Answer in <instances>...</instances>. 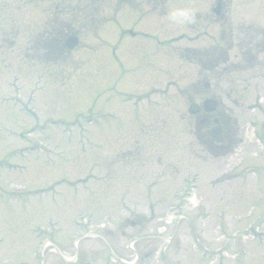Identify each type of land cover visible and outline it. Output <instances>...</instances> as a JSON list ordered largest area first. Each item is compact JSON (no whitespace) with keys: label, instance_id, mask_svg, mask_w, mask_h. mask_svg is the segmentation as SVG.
<instances>
[{"label":"rangeland","instance_id":"374dc122","mask_svg":"<svg viewBox=\"0 0 264 264\" xmlns=\"http://www.w3.org/2000/svg\"><path fill=\"white\" fill-rule=\"evenodd\" d=\"M115 2L0 0V264H264V0Z\"/></svg>","mask_w":264,"mask_h":264},{"label":"clouds","instance_id":"9594fccd","mask_svg":"<svg viewBox=\"0 0 264 264\" xmlns=\"http://www.w3.org/2000/svg\"><path fill=\"white\" fill-rule=\"evenodd\" d=\"M207 6L188 2V0H169L168 10L164 19L175 26H183L193 23L196 14L203 11Z\"/></svg>","mask_w":264,"mask_h":264},{"label":"water","instance_id":"95a60500","mask_svg":"<svg viewBox=\"0 0 264 264\" xmlns=\"http://www.w3.org/2000/svg\"><path fill=\"white\" fill-rule=\"evenodd\" d=\"M214 12L216 14H219L220 4H218L216 6V8L214 9ZM77 43H78V38L76 36H73V35L68 36L64 41V45L68 49H73L77 45ZM216 106H217V101H215L213 99H207L203 103V108L206 112H211V111L215 110ZM199 110H200L199 107L194 106L193 109L190 110V112L195 113ZM206 133L216 144H220V143L225 142V138L222 135L223 128L221 125H217L215 127H212L211 129L207 130Z\"/></svg>","mask_w":264,"mask_h":264},{"label":"trees","instance_id":"16d2710c","mask_svg":"<svg viewBox=\"0 0 264 264\" xmlns=\"http://www.w3.org/2000/svg\"><path fill=\"white\" fill-rule=\"evenodd\" d=\"M136 1L137 0H126V1L125 0H117V4L118 5L126 4L129 6L135 7Z\"/></svg>","mask_w":264,"mask_h":264},{"label":"flooded vegetation","instance_id":"af4514ba","mask_svg":"<svg viewBox=\"0 0 264 264\" xmlns=\"http://www.w3.org/2000/svg\"><path fill=\"white\" fill-rule=\"evenodd\" d=\"M207 122H208V118H207V120L205 121V123H204V124H207Z\"/></svg>","mask_w":264,"mask_h":264}]
</instances>
